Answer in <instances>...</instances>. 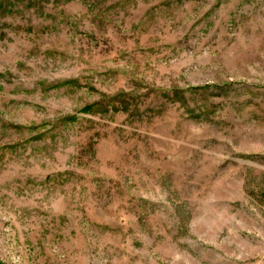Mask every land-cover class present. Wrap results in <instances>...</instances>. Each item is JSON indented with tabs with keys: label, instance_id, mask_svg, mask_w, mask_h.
<instances>
[{
	"label": "rangeland",
	"instance_id": "374dc122",
	"mask_svg": "<svg viewBox=\"0 0 264 264\" xmlns=\"http://www.w3.org/2000/svg\"><path fill=\"white\" fill-rule=\"evenodd\" d=\"M0 264H264V0H0Z\"/></svg>",
	"mask_w": 264,
	"mask_h": 264
}]
</instances>
